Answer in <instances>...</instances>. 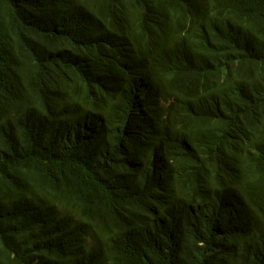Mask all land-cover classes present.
<instances>
[{"label":"trees","instance_id":"16d2710c","mask_svg":"<svg viewBox=\"0 0 264 264\" xmlns=\"http://www.w3.org/2000/svg\"><path fill=\"white\" fill-rule=\"evenodd\" d=\"M0 264H264V0H0Z\"/></svg>","mask_w":264,"mask_h":264}]
</instances>
